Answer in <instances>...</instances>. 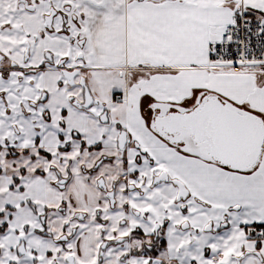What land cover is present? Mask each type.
<instances>
[{
  "label": "snow or ice",
  "instance_id": "snow-or-ice-1",
  "mask_svg": "<svg viewBox=\"0 0 264 264\" xmlns=\"http://www.w3.org/2000/svg\"><path fill=\"white\" fill-rule=\"evenodd\" d=\"M0 264H264V0H0Z\"/></svg>",
  "mask_w": 264,
  "mask_h": 264
}]
</instances>
